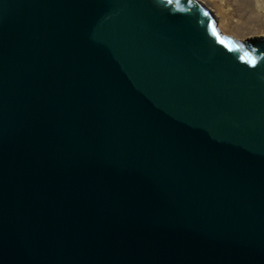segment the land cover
I'll use <instances>...</instances> for the list:
<instances>
[{
  "label": "water",
  "instance_id": "95a60500",
  "mask_svg": "<svg viewBox=\"0 0 264 264\" xmlns=\"http://www.w3.org/2000/svg\"><path fill=\"white\" fill-rule=\"evenodd\" d=\"M0 264H264V35L0 0Z\"/></svg>",
  "mask_w": 264,
  "mask_h": 264
},
{
  "label": "rangeland",
  "instance_id": "374dc122",
  "mask_svg": "<svg viewBox=\"0 0 264 264\" xmlns=\"http://www.w3.org/2000/svg\"><path fill=\"white\" fill-rule=\"evenodd\" d=\"M208 1L232 17L231 26L224 33L232 34L238 38L264 35V0ZM212 5L209 8L213 11Z\"/></svg>",
  "mask_w": 264,
  "mask_h": 264
},
{
  "label": "bare ground",
  "instance_id": "6f19581e",
  "mask_svg": "<svg viewBox=\"0 0 264 264\" xmlns=\"http://www.w3.org/2000/svg\"><path fill=\"white\" fill-rule=\"evenodd\" d=\"M200 1L203 2L205 5H207L208 7H210L212 5L208 0H200ZM212 7H214L213 8V13L217 17L218 27L223 32H225V30L228 29V27L231 26L232 17L229 16L228 13L223 11L220 7H217V6H214V5H212Z\"/></svg>",
  "mask_w": 264,
  "mask_h": 264
},
{
  "label": "snow or ice",
  "instance_id": "6c2138e0",
  "mask_svg": "<svg viewBox=\"0 0 264 264\" xmlns=\"http://www.w3.org/2000/svg\"><path fill=\"white\" fill-rule=\"evenodd\" d=\"M253 63H255V61H253Z\"/></svg>",
  "mask_w": 264,
  "mask_h": 264
}]
</instances>
